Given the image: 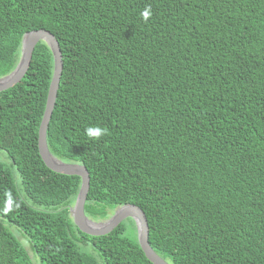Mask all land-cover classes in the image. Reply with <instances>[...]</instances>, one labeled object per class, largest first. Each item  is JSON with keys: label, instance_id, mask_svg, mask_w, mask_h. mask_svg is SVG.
Masks as SVG:
<instances>
[{"label": "trees", "instance_id": "16d2710c", "mask_svg": "<svg viewBox=\"0 0 264 264\" xmlns=\"http://www.w3.org/2000/svg\"><path fill=\"white\" fill-rule=\"evenodd\" d=\"M39 30L63 61L47 146L87 169L85 215L140 208L169 264H264V0H0V78ZM53 69L40 42L0 92L19 179L0 158V264H152L132 219L90 236L70 217L81 179L38 148ZM90 126L108 135L89 140Z\"/></svg>", "mask_w": 264, "mask_h": 264}, {"label": "water", "instance_id": "95a60500", "mask_svg": "<svg viewBox=\"0 0 264 264\" xmlns=\"http://www.w3.org/2000/svg\"><path fill=\"white\" fill-rule=\"evenodd\" d=\"M40 42L45 43L50 48L54 59V69L48 92L46 109L39 128L38 148L44 164L51 171L62 175L79 177L81 179V188L78 197L74 206L70 209V217L72 218L74 224L81 232L87 235L104 236L112 232L123 221L130 218L136 225L138 242L146 258L152 264H169L151 249L148 240L149 231L147 219L144 212L140 208L127 205L117 208L111 218L105 222H94L90 220L85 215V205L90 189V176L87 169L84 166L78 164L63 163L50 153L47 146V130L52 118L63 70L60 46L51 33L45 30H39L25 34L23 36L21 42L20 61L13 72L5 77L0 78V92L14 87L24 78L30 67L33 52ZM49 158L54 160L56 163H52ZM95 226L103 227L96 228Z\"/></svg>", "mask_w": 264, "mask_h": 264}, {"label": "clouds", "instance_id": "9594fccd", "mask_svg": "<svg viewBox=\"0 0 264 264\" xmlns=\"http://www.w3.org/2000/svg\"><path fill=\"white\" fill-rule=\"evenodd\" d=\"M152 10L150 7L145 8L140 16L145 24L148 23L149 20L152 18ZM85 135L89 140L92 141H99L106 135H108V132L106 129L99 127V126H90L85 129Z\"/></svg>", "mask_w": 264, "mask_h": 264}, {"label": "rangeland", "instance_id": "374dc122", "mask_svg": "<svg viewBox=\"0 0 264 264\" xmlns=\"http://www.w3.org/2000/svg\"><path fill=\"white\" fill-rule=\"evenodd\" d=\"M0 158H2L3 159V162L5 163V165H6V168L7 169H10L12 172H13V177L16 179V182H18L19 183V179H18V175H17V173L13 170V169H11V162H10V160L8 159V157H7V155H5V153H3V152H1L0 151ZM4 158H6V161H4ZM112 216V215H111ZM111 216H110V218H111ZM109 219V218H108ZM108 219H106V220H104V221H101V222H105V221H107ZM129 230L131 231L132 229H131V224H129ZM14 231H16L14 228H12ZM24 243H25V241H23ZM27 247V249L29 250L30 248H29V246H26Z\"/></svg>", "mask_w": 264, "mask_h": 264}, {"label": "bare ground", "instance_id": "6f19581e", "mask_svg": "<svg viewBox=\"0 0 264 264\" xmlns=\"http://www.w3.org/2000/svg\"><path fill=\"white\" fill-rule=\"evenodd\" d=\"M49 160L52 162V163H56L54 160H52L51 158H49ZM96 228H102L103 226H95Z\"/></svg>", "mask_w": 264, "mask_h": 264}]
</instances>
